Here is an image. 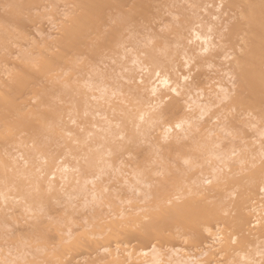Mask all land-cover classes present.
<instances>
[{
    "label": "rangeland",
    "instance_id": "1",
    "mask_svg": "<svg viewBox=\"0 0 264 264\" xmlns=\"http://www.w3.org/2000/svg\"><path fill=\"white\" fill-rule=\"evenodd\" d=\"M61 1L63 2L64 0ZM229 1L157 0V3L154 2L153 4L155 11H153L154 9L152 11L148 9L147 17L137 22L138 25L136 23H133L134 25L132 24V26L131 24H127L126 26L128 27L124 25L123 31L121 30L122 33H119L123 35L120 36L122 39L118 38L121 40L118 45L119 47L122 45V50L118 47L120 51L117 45L115 46L120 53L115 52H118L116 48H106L104 45L103 47L106 49L103 47V50L101 48L98 49V53L96 52L98 56L94 53L97 57L94 56L95 59L91 57L93 60L87 58L91 53H88L89 55L86 53L88 56L80 53L81 57L78 55L79 58L75 59H77V62L79 60L76 64L81 68H76L78 67L76 64H74L76 67L71 65L75 67L76 70H74V68L71 69L66 63H64L65 67L68 66L70 67L69 69H64V66V68L59 67L60 70L58 71L63 70L65 76L67 74V78L69 76L73 80L69 81L70 84L72 82L73 85L76 81L77 86L78 84L79 86L81 85L80 89L83 87L82 90L77 89V93H75L76 90H74L73 86L76 84L73 86L69 84L72 88L68 86L69 90H67L60 83H49L52 86H49L45 82L42 83V85L45 84L44 86L47 85L46 87L54 88L53 85L58 84L60 85L58 87L61 89H66H62L64 92L66 91L65 93H61L59 88L57 89L60 91L57 89L53 90L54 101L52 104L56 102L57 104H55L59 106V110L60 107H63L61 110L65 112L63 114L60 112L62 116H65L63 123L67 119L71 120L68 124L61 127L63 129L65 127L66 130L64 129L65 131L63 132L62 129L61 131L63 133L66 132L64 135L67 139L65 138L64 140L62 138V140L60 137L62 141L57 142L60 140L57 138L58 140H55L56 143L55 141L54 143H49L51 140H48L44 144L46 145V148L43 147L44 150L47 149L49 151L44 153L45 156L42 155L46 158L47 155L52 154L51 156H54L53 159L56 158V160H53V166L47 168V170L44 166L46 164L45 158L41 154L40 156L38 153L36 154V151L34 152L35 155L29 151L31 145L33 146L31 140H29V144L26 142V146H22V150H20L21 146L19 150L17 148L19 145L24 144L21 142L26 138L21 139L22 141H20L18 146L16 143V146L14 144L13 146H7L9 153L15 154L13 158H17L16 160L20 164L19 170H23L21 166L28 163V160L31 161L37 158L34 160L36 167L34 165L33 170L30 172L34 171V173H37L38 171L52 185L51 187L44 185L47 188L49 187L48 190L44 188L47 195L43 193L44 189L42 191L39 190L48 200H44L47 203H41L44 206V211L41 209L40 212L35 210V207L34 210L31 208L33 206L32 201L39 199V196H41L39 191L37 196L38 192L32 189L36 193L32 192L30 195L35 194L34 196L37 198L33 197L34 199H29L32 204V206L30 205V209L28 208L30 202L27 200L28 196L24 194V191L22 192L21 190L19 193V190H16L18 192L16 194L13 191L14 195L10 193L12 191H8L9 194L7 193L6 198L8 202L4 200L7 204L2 206L0 204V264H46V261L49 262L47 264H56V259L51 256L57 250L62 255L64 248L62 246H65V244L67 246L72 241V246L75 245V247H71V251L68 250L71 253L64 249V252L67 251V253L65 252V256L67 257L63 253L62 264H141L152 260V256L150 255L152 252L156 253L155 258L158 260L153 264H175L173 261L176 257L172 255L173 251L177 252L180 259L186 257L192 258V264H264V227L262 230L260 229L264 226V190L261 189L264 188V109L262 111L263 114H261L258 112V109L255 112L253 111L255 109H251L250 112L248 110L245 112L241 109V112H239L240 108H234L236 105L232 107L233 98L235 92H237L234 73L235 64L238 57H241V50L243 51L242 46L244 42L242 41V35L244 34L243 30L239 29L240 32L238 30L235 32L236 34L233 31L235 37L233 35L231 37L230 35L231 30H233L232 27L235 28L237 22H239L238 14L240 13V8L236 4L237 8L233 6L234 3L231 5ZM62 2H58L59 4L55 6V9H57H54V11H57L54 13L56 14L55 17H43L44 20L40 19V22L33 20V25L28 23L29 27L27 24V26L25 25L26 29L24 28V30L27 36H29L27 40L16 43L18 46L15 45L14 48L12 46L13 50L10 51L14 53H10V57L12 55V57H17V55H20L17 52L21 51L27 53L26 50L30 51L29 49L31 48L32 53H35L37 46L41 44L45 45L47 43V46L52 42L51 46H53L54 40H58L59 38L58 29L60 23L66 19L72 9L71 2L73 0ZM44 5L46 4L44 3ZM44 8L46 12L47 8L51 10L50 7H43L41 9L44 10ZM45 11L40 14H44L43 16H45ZM48 13L51 14V11H48ZM49 14L46 16H49ZM179 34L183 35V37H180ZM195 34L206 37L209 44L206 49L201 41L194 38ZM117 41L114 43L116 44ZM114 43L112 42L110 45ZM32 46L36 47V50ZM107 47L110 46L108 45ZM112 50L113 52H111ZM152 51L156 52L154 54L155 59L152 60L153 62L151 61V58L154 56ZM151 52L152 54L150 55ZM149 55L150 57H148ZM15 59L12 58L14 63ZM86 60H90L89 65H83V63H87ZM7 63H9L8 68L14 65L11 60ZM10 63L13 64L10 65ZM4 65L7 67L6 63ZM65 70H69L71 73ZM73 70L75 74L72 72ZM57 73L60 74V72ZM159 75H166L171 81L170 85H176L175 91L161 89L157 95H152L148 93V89H144L155 84L156 78ZM47 89L49 88L45 90ZM48 93L50 94V92ZM29 96L32 97V95H28V101L31 100ZM83 97L85 99L86 97L88 98L87 102L84 101L87 103V109L83 106L85 103L83 105L80 104L79 98L85 100ZM59 98H63V102ZM68 98H72L71 101ZM27 100V104L31 103L27 102ZM56 100L60 102L58 101V103ZM32 101L36 102L34 99ZM35 102H32V105H35ZM56 105L53 107L55 108ZM80 107L82 110H80ZM135 110H137V113L139 111L137 115L140 114V110L145 111L144 113L143 111L141 112L143 115H139L138 119V116L135 115ZM62 116L61 121L63 120ZM124 116H126L125 120L127 122L124 120ZM177 125H180V127H177ZM164 126L165 128L171 126L168 134H165ZM63 133L62 137H65ZM18 137L20 138V136ZM21 137L24 136L21 135ZM47 144H50L49 146L53 144L57 145H53V147H49L50 149H48ZM199 144L202 145L199 146ZM208 145L211 146L209 147ZM27 147L29 148L27 154L31 153L30 155L35 158L32 159L31 156L26 155L30 158L28 159L24 156L25 153L22 152V154L20 152H26ZM201 149L204 150L201 152ZM89 151L99 153V158L96 156L97 154H95L97 160L93 156H88V154H91ZM40 153H43V151ZM87 157H90L91 160H88ZM92 159L95 161H92ZM183 160H186L187 164L184 162V165ZM89 162L92 165H86ZM37 163L41 164L39 166L45 163L42 166L45 171L42 167L40 169ZM94 163L98 164V168H96L97 164L94 165ZM28 165L24 166L26 171L28 170ZM89 165L91 166L88 168ZM187 166L190 167L187 169ZM170 168L173 173L170 171ZM189 168L191 169L189 170ZM19 170H16L19 172V174L16 173V177L20 178L22 176L24 178V173L21 175ZM257 171H260L258 173L261 177H259L263 178V180L259 178L262 183L257 181V191H254L256 195H251V200L249 197L248 202L246 201L247 203L242 200L244 207L246 206L245 209L243 205L238 204L240 201L237 199L240 193L245 198L244 192L241 191L247 188L238 192L241 189L238 187H243L242 185L248 183V179L250 181L248 177L251 174L249 173H256ZM187 175L190 177H187ZM241 177L243 179H240ZM23 178L21 179L25 180ZM193 178L198 179V181ZM172 179L175 181L173 182L175 186L172 183ZM177 179H180L182 183H179ZM259 179L257 178L256 180ZM241 180L245 181L242 183ZM194 181L197 185L193 184ZM229 182H234L236 186L233 185L238 188V191L232 184L228 186L227 183ZM25 183L27 182L25 181ZM213 185H216V188ZM246 185L248 187L249 183ZM188 187L190 188V193ZM225 187L232 189L225 191L224 189L227 190ZM166 190L169 194L167 192L164 193ZM214 190H218V193ZM184 191H187L186 193H189V195ZM163 193V198L165 199L161 198ZM178 193L181 194L183 199L188 198L193 193H200V197L206 196L209 198L206 200L208 203L209 200L212 203L216 201L219 205L221 204V210L218 215L222 217L217 216L208 221L206 227H209L210 230L208 229V233L204 232L206 227H202L203 229L198 231L199 236H197L198 234L193 235L196 231L191 232L190 229L179 227V225L176 228H170L171 224L177 225L172 223V218L175 215L170 213L173 210L171 209L172 202L176 203L178 201L177 204H180L183 200L179 198L180 194ZM184 194L186 197L183 196ZM21 195L27 197L24 199ZM167 196L173 197L172 200ZM241 197L242 195H240ZM155 198L157 200L162 199V201H159V205L163 207V210L158 212V215L161 216H156L160 219H157L166 220V214H168V218L172 216L169 220H166L168 222L171 220V224L170 226L168 225L167 230L161 227L159 230H150L152 229L149 227L152 222V209L155 206L152 208L149 205L152 204L150 201L156 200ZM218 200L221 203L217 202ZM36 201L40 202V200ZM235 203L241 208L236 206ZM248 204L249 206L255 204V208L258 204V208H256L257 212L255 211V213L251 210ZM157 208L155 207V209ZM236 209H238L237 213L240 211L239 214L236 213L238 219L240 214L243 216L247 214L245 218L247 220L246 225L248 223L247 226L235 228V223L237 222L232 224V218L235 215ZM36 211L40 215L37 218ZM155 211L157 212L159 209ZM149 212L151 213L149 214ZM236 217H234L235 220ZM165 220L162 221L164 224L166 223ZM57 223H60L63 227ZM164 224L163 227L166 228V224ZM210 225H212V229ZM47 226H50V228ZM55 226L58 228H55ZM95 226H99V228ZM92 227L93 230H90ZM43 229H45L44 232H47L45 234L49 235L47 236L49 238L47 241L49 245L47 243L43 245L42 243L44 242L40 239ZM98 229L101 230L97 231ZM112 229L113 231H118L119 235L117 236L119 237H117L115 242L113 239L106 241L107 232L110 234ZM51 230H57V233H52ZM143 231L147 233L156 231L155 235L160 233L161 236L154 237L151 233L149 235L147 233L142 234ZM60 232H64V235ZM89 232H92L94 237ZM94 232L99 233V235ZM103 232L104 235L99 237ZM82 233H85L84 235L86 236ZM45 234L44 237H46ZM81 234L86 238L81 237ZM96 236L99 237V241L96 240ZM76 237L78 240L75 241ZM62 238H65V241ZM93 238H96L95 241ZM85 240L87 242L92 241V243L88 242L87 245L84 242ZM100 240H103V242L101 241V243ZM36 241L38 242V246L42 242L41 246H44L42 247L43 249L40 246L39 249L37 246L39 251L35 250L36 247L34 245H37L35 244L37 243ZM74 241H78L77 244L80 247ZM96 241L99 242H97L98 245H94ZM117 242H120V244ZM239 242L241 243V248ZM100 243L105 244L103 246L99 245ZM57 246L61 247L57 249ZM124 248L131 251V253L133 252L137 260H131L129 263L125 261ZM42 250L45 253L47 252L46 254L49 253V255L43 254ZM141 250H145L147 254L139 252ZM77 251L79 252L77 253ZM109 252L117 253L118 256L112 257ZM34 253L38 255L35 256ZM120 254H122L123 258H121ZM48 256L49 258H47Z\"/></svg>",
    "mask_w": 264,
    "mask_h": 264
},
{
    "label": "bare ground",
    "instance_id": "2",
    "mask_svg": "<svg viewBox=\"0 0 264 264\" xmlns=\"http://www.w3.org/2000/svg\"><path fill=\"white\" fill-rule=\"evenodd\" d=\"M58 2L61 3L62 1L61 0H0V201H1L0 204H1V206L4 205V204H7V203L4 202V200H7V202H8V199H6L7 198V195L9 194L8 191L9 192L12 191V192H10L11 194H13V191H15L14 193L16 194L18 192L20 193V191L22 190V192L24 191V194H26L28 196V197L26 196L27 197V200H29V199H31L33 197H35V199L37 198L36 196H34L35 194L34 195H30V194H32L33 190H35L36 192H38L39 190L42 191L44 188H47L45 186L51 187V185H52L51 182L48 181L47 179L43 178L41 176V174L38 173V171H37V173L36 172L34 173V171L33 172H30V171L33 170L32 168L34 167V165L36 167V162L34 160H36L37 158L32 157V155H30L31 153H29V155L27 154L28 153V150H29L28 147H27V149L25 148L26 149V152L25 151H20L21 153L22 152L25 153L24 156L27 157V158H28V156L29 157L31 156L32 159L35 158L34 160H31V161L28 160V163H25V164L23 163L24 166L26 164L27 165L29 164L27 166L28 168L26 167L28 169L27 171L25 170V167L23 165L21 166V168H23V170L22 169H21L22 171L19 170L20 169V164H18V162L16 160L17 158L16 159H15V157L13 158V156L15 154L13 155L11 153L12 154V156H11V154L8 151V147H9V145H12V146H13V144L15 145V143L18 146V144H20V141H22L23 138H26V139H24L23 142H21V143H24V144L19 145L18 148H17V150H19L20 146H21V149L20 150H22V146L23 145L26 146L25 143L28 142V144H29L30 143L29 140H31V142H33L31 144H33V146L31 145L32 148L29 146L30 147V150L29 151H31L33 153L36 151L35 152L36 154L38 153L39 156H40V154H41V156H43L44 153H47L49 151L47 149L44 150V148H43V147L46 146L44 144H46L48 142V140H51V141H49V143H54V141L55 140L57 141L58 139H60V137H61V139L64 138V140H65L66 136L64 134L66 132L65 133H63V132L66 129L64 127V129H65L64 130L61 127L62 126H65L66 124H68L71 120L69 121L67 119L68 122L66 120L67 123L66 122L63 123V121L65 119V116L64 115L62 116V114L65 111H62L61 110L63 107H60V110H61L60 111L59 110V106L56 105L57 104L56 102H54V104H52L53 101H54V96H53L54 93H53V90H56L57 88H59L61 90V93H65L66 91L64 92L62 89L67 88V90H69V88H72L71 86H69V84H70L69 81L72 80V79H70L69 76L67 78V74L65 76V72L62 69L61 70L64 73L62 71H58V70H60L59 67L60 68H62L63 66L65 67V64L64 63H66V65L70 66L71 69L74 68V70H76L75 69L76 66L74 64H76L77 59H75V58L81 57V54L82 53L83 54H86V53L87 54L88 53L90 54L91 53L93 56L91 54H90L91 56L88 54L89 57H87V58L93 60L91 57L94 58L95 54L98 56L97 50L100 49V48L102 49V47L104 45H105L106 48H112V49H115L116 48L115 46L117 45V48H118L119 47L118 44H120V42H121V40H119V39H122V37H120V36H123V35H120L119 33L120 32L122 33V31L124 29L123 28L124 25L126 26L127 24L128 25L131 24V26H132L133 23H136L137 24V22H139L141 20H144L147 17V10L148 9L151 10V11L154 9L153 11H155V8H154V5L153 4H154V2L157 3V0H155V1L154 0H73V2H71V5H72L71 11L68 13L66 19L60 23V26H59V29H58V33H59L58 36H59V38L57 37L58 40L56 39V40H54L55 43L53 42L55 45L53 44V46H51L52 45V42H51V44L50 45H47V46H46L47 43L45 45H43V44L40 45L39 44L40 46H37V48L34 47V46H32V47H34V49L35 48L37 50L39 49L38 51L35 49L36 50L35 53H32L33 52V51H31L32 48L29 49L30 51H27L26 50L27 53H25V51H23V52L21 51L19 53L17 52V54H20V55H17V57L16 56L12 57L13 55L11 56L14 59L16 58L15 59V63H14V60H12V58L10 57L11 51L13 50V48L15 47V45L18 46V44H16V43H19L20 41L22 42L24 40H27V38L29 36V35L27 36L26 31L24 30V28L26 29L25 25L27 24L28 27H29V24L33 25L35 20H36V22H40L39 20L40 19L42 20L43 17H45V18L46 17H55L56 14H54V13H56L57 11H54V9L56 8L55 6L57 4H59ZM229 2L231 3V5L234 3L233 6H235V4H236L240 8L239 9V12L240 13L238 12L239 13L238 14L239 22H237V24L235 23L236 24V26H235L236 29L234 27H232L233 30H231L230 35H231V37H232V35L234 36V33L237 32L239 29L241 31L243 30V34H244V35H242L243 36L242 41L244 42V45L242 46L243 51L241 50V54H240L241 57L240 58L238 57V59L236 58L237 59L236 60V64H235L236 67H235V72H234L235 73V84H236L235 86L237 87V89H236L237 92H235V96H234L235 99L233 98V101L234 102L232 103L233 105L232 104L231 105H232V107L236 105L237 108L234 107L235 109H239L240 108L239 109V112H241V109H242V111H245V112L247 110L250 112L251 109H255V110H253L255 112V111H257L256 109H258V112H260L261 114H263L264 112L262 113V111L264 109V0H230ZM44 3L46 5H44ZM47 3H48V6H47ZM43 7H46V8L47 7H50L51 10H49V8H47L48 10L46 12L45 11L46 10L45 8H44V10L41 9ZM151 7H153V8L150 9ZM55 10H57V9H55ZM43 11H45V16H43L44 14L41 15ZM48 11L49 12L51 11V14L52 15L49 14ZM47 14H49V16H46ZM53 14H54V16H53ZM148 14H150V13L148 12ZM40 16H41V18H40ZM126 27H128V26H126ZM126 27H125V29H126ZM240 30H239V32H240ZM233 31H234V33H233ZM180 37H183V35L182 36L180 35ZM194 38L195 39H198L199 41H201L204 44V48L205 49L209 46L208 40L206 39V37H204V36L202 37L199 34H195L194 35ZM117 39H118V41H117ZM115 41H117V42L120 41V42L119 43L116 42V44H115L114 43ZM109 42L110 43L113 42L114 44L113 45L112 44L110 45ZM108 45L110 47H107ZM12 46H13V48H12ZM42 46H46V47H44V48H38V47H42ZM97 46H98V48H97ZM99 46H101V47H99ZM121 46L119 48H121ZM105 47H103V48H105ZM119 50H118V52L117 51H115V52L116 53H120ZM121 50H122V48H121ZM104 51H106V50H104ZM153 51H155V50L153 49ZM111 52H113V50ZM152 52L150 53V55L152 54ZM12 53H14V52H12ZM155 53L153 52V55ZM87 54H86V56H88ZM78 55H80V56L78 57ZM150 55L148 57H150ZM97 56H95V57H97ZM9 59L11 60V62L14 63V65H12L13 63L12 64L10 63V65H12V66H10V68H8L9 63H7V62L10 61ZM154 59H155V55L153 56V58H151V61L154 60ZM89 61L90 60L87 61L88 64L87 63H83V65L84 64L89 65L90 64ZM78 62H79V60H78ZM5 63L7 64V67H5V65H4ZM158 64H159V62H158ZM71 65L72 66L74 65L75 67H72ZM76 65L78 66V64H76ZM68 66H66L65 68L63 67V68L64 69H69L70 67H68ZM79 67L80 66H78L76 68H79ZM74 70L72 72H74V74H75V71ZM65 71H69V70H65ZM83 71H84V69H83ZM57 72H60V74H58ZM68 73H71V72L69 71ZM72 77H75V76H72ZM76 77H78V76H76ZM74 81H75V79H74ZM165 81H166V83H165ZM44 82L46 84L48 83V85H49V83H52V84H55V83H58L59 84L60 83V84L63 85L62 87H65V88H62L61 89L60 87H58V86H60L58 84H56L55 86L53 85L54 88L49 87V86H52V84H50L48 87H46L47 85L46 86H44L45 84L42 85V83H44ZM75 82L73 83V85L76 84L75 86L77 88L72 85V82H71L70 85H72L74 87V90H76L75 93H77V89H80V86L81 85L79 86V84H78V86H77V82L76 83ZM170 82H171L170 79L166 75L165 76L164 75L163 76H160L159 75L156 78L155 84L150 85L148 88L145 87L144 89L145 90L148 89L147 90L148 93L149 94H152V95H157L160 92L161 89H166L168 91H173L174 89H176V85H170ZM68 86H69V88H68ZM46 88H49V89H47L48 91L45 90ZM50 89H52V90H50ZM82 89H83V87H82ZM82 89H80V90H82ZM60 90H58V91H60ZM48 92H50V94ZM55 93H56V91H55ZM28 95H32V97L29 96V98L31 97V100H29V101L27 100L28 99L27 98ZM50 95H52V97H50ZM66 97H68V96H66ZM99 97H100V95H99ZM97 98H98V96H97ZM32 99L36 100V102L35 101H32ZM57 99H58V97H57ZM62 99H60V100L63 102ZM71 99L68 98V100H70V101H71ZM26 100H27V102H31V103H28L27 104L26 103ZM79 100L81 101L80 104L83 105L85 103L84 101L88 100V98L86 97L85 100H83V99L81 100L79 98ZM56 101L58 102L59 100H56ZM82 101H83V103H82ZM32 102L33 103L35 102L36 104L35 105H32ZM73 102H75V101H73ZM85 104L83 106H85V109H87L86 108L87 107V103H85ZM88 104H89V102H88ZM54 105L58 106L57 107L58 109L56 108V106H55V108H56L55 109L53 107ZM73 105H75V104H73ZM76 105L78 106V104H76ZM82 105H80V106L82 107ZM81 107H80V110H82ZM234 108H231V109H234ZM243 109H245V110H243ZM72 110H70V111H72ZM88 110H86V111H88ZM137 110H135L134 112H136ZM86 111H84V112L86 113ZM142 111L144 113L145 110H140V114L139 115H141V114L143 115V113H141ZM235 111H238V110H235ZM74 113H75V111H74ZM138 113H139V111H138ZM138 113L136 112L135 115L138 116V119H139V115H137ZM91 114H93V113H91ZM89 115H90V113H89ZM128 115H129V113H128ZM258 115H259V113H258ZM61 116H62V119H63L62 121H61ZM69 116H70V114H69ZM91 116H93V115H91ZM125 117L126 116H124V120H125ZM67 118H69V117H67ZM125 121L127 122V120H125ZM60 123H61V125H60ZM122 124H124V123H122ZM168 125H170V124H168ZM179 127H180V125H179ZM127 128H128V126H127ZM164 128H165V126H164ZM170 129H171V126H167L165 128V130H164L165 134H168V132L170 131ZM61 132L63 133V136H65V137H62V133ZM21 135L24 136V137H21ZM18 136H20V138ZM28 137H30V138L27 139ZM61 139L58 140L57 142L63 140V139L62 140ZM52 140H53V142H52ZM56 141H55V143H56ZM205 144L207 145V143H205ZM49 145L50 144H47L48 149H50L49 147H53V145L56 146L57 144L56 145L53 144L52 146H49ZM200 145H202V144H199V146ZM204 146H203V148H204ZM10 148H12V147L10 146ZM42 148H43V150H42ZM195 148H197V147H195ZM207 149H209V148H207ZM12 150H14V149H12ZM202 150H204V149H201V152H202ZM42 151H43V153H40ZM10 152H12V151H10ZM89 152H91V151H89ZM205 152H207V151H205ZM35 153L33 155H35ZM95 154H97L96 156H98V158H99V155H98L99 153H95L94 151L91 152V154H88V156H93V157L96 158ZM26 155H28V156H26ZM49 155H47L46 158L44 157L45 155L43 156L45 158L44 160H46V162H45L46 164L43 163V165L45 164L44 166H45L46 170L49 167L51 168L53 166V160L54 159L56 160V158L53 159L54 156H51L52 154H49ZM36 157H37V155H36ZM40 158L42 159V157H40ZM28 159H30V158H28ZM87 159L88 160L89 159L91 160L90 157H87ZM93 159H92V161H95ZM96 160H97V158H96ZM92 161H90V162L93 163ZM90 162L87 163L86 165L91 164ZM184 162L187 164V161L186 160L185 161L183 160V164H184ZM190 163H192V162H190ZM37 164L39 166L40 163H37ZM95 164H97V163H94V165ZM18 165H19V167H18ZM91 165H89L88 168ZM194 165H195V162H194ZM42 166H39V168L41 169ZM188 167H190V166H187V169H188ZM39 168H38V170H39ZM42 168L44 169V167H42ZM86 168H87V166H86ZM96 168H98V164H97V167ZM192 168H193V166H192ZM43 169H42V171H43ZM187 169H186V171H187ZM190 169L191 168H189V170ZM16 170H19L21 175H22V173H24V178L22 176H20V175H19L20 178H18V176L16 177V173L19 174V172L16 171ZM35 170H37V169H35ZM44 171H45V169H44ZM170 171H171V168H170ZM258 172H260V171H257L256 173L255 172L249 173V174H251V176L248 177V178H250V181H249V179L247 181L249 183L248 187H246L247 186L246 184H248V183H246L245 185H242L243 187H238V188H241V189H239V191H238V188L235 187L236 186L235 185L236 184L235 181H234L235 184H234V182L231 183L232 180H231V182L227 183L228 186H230V184H232V185L234 184L235 186L234 185L233 186H234V188L238 192H240L244 188H247V189H245L246 190V193H245V190L244 191H241V192H244L245 198L243 197V194L242 193H240V195H242V197L240 198V195L238 193L239 198L237 200L240 201V202L239 203L237 202V203L239 205L240 204L243 205V203L248 200V197L250 199V196L251 195H256V193L254 191H257V183H258L257 181L261 182L260 179L263 180V178H260L261 176L259 175ZM177 173H179V172H177ZM188 174H189V171H188ZM187 177H190V176L187 175ZM21 178H23L25 180H22ZM257 178L258 179L260 178V179L259 180H256ZM180 179H181V177H180ZM180 179L179 180L177 179L179 181V183L181 182ZM240 179H243V178L241 177ZM194 180L198 181V179H194ZM25 181L27 183H25ZM170 181H171V179H170ZM186 181H187V179H186ZM243 181H245V180H243ZM243 181H242V183H243ZM173 182H175V181H173V179H172V183ZM43 183H45V184H43ZM194 183L196 184L195 181L193 182V184ZM173 184L175 186V183H173ZM186 184H188V183H186ZM219 184L221 185V183H219ZM222 184H224V183H222ZM237 184H238V182H237ZM255 184H256V186H255ZM40 185H42V186L40 187ZM172 185H170V186L173 187ZM220 185H219V187H220ZM213 186L215 187L216 185H213ZM233 186H231V187H233ZM49 187L47 188V190L49 189ZM178 188L180 189V187H178ZM225 188H227V187H225ZM188 189H189V193H190V188L188 187ZM222 189H223V187H222ZM229 189L231 190L232 188L228 187L227 190L226 189H224V190L225 191H228ZM261 189L264 190V188H261ZM16 190H19V191L16 192ZM45 190L46 189L43 190V193L45 195H47ZM193 190L196 191V189H194V188H193ZM218 190L217 191L214 190V191L216 193H218ZM35 191L33 193H36ZM170 191H172V190H170ZM39 192L37 193V196H38ZM166 192H167V190L164 193H166ZM164 193H163V196L161 197L162 199H165V198H163L164 197ZM189 193H186V194L189 195ZM196 193L195 194L193 193L188 198H185L186 200L181 197V194L180 193H178V194H180L179 198H181V200L183 199L185 201L182 200V203L180 202V204H177L178 201H176V203L172 202L173 205H172L171 209H173V210L171 212L168 211V212H170L172 214H175L174 217L172 218V223H175L177 225H172L170 223L171 220L169 222L166 221L167 219L169 220L170 217H172V216H170L168 218V214H166L164 212V214H166V216H167L165 218H167V219L166 220L164 218H161V219H164L166 223L168 222L167 224L165 223L166 224V228L163 227L164 222H162V221H164V220H158V219H160L158 217L161 216V215H158V212H161L163 210V207L161 205H159V203H160L159 201H162V199L161 200H159V199L157 200V198H155L158 202L156 200L155 201L154 200L150 201L152 204L149 205V206H151L152 208L154 206L156 208L157 207L158 208L155 209V207H154L152 209L153 210V215L151 217L152 218V222H151L152 224L150 223V225H149V227H151L152 229H150L148 227L147 228L150 229V230H159L160 227H161V228L167 230V227H168V225L170 226V224H171L170 228L171 227L176 228V226L179 225V227H182V228L184 227V228L190 229L191 232L192 231L193 232L196 231L195 233H193V235L194 234L197 235L199 233L198 231H200L201 229H203L204 226L205 227L207 226L206 223H208V221H210L214 217L221 216V215H218L220 213L219 211L221 210V208H220V205L221 204L219 205L218 203H216V201L215 202L213 201L214 203H212L210 200H209V203H208L206 200H208L209 198H207L206 196L205 197L204 196L203 197H200V195H199L200 193L199 194H196ZM252 193H255V194H252ZM167 194H169V192H167ZM40 195L41 196H39V199H36V200H40V202H38L36 200L35 201H32L33 206L31 204V200L32 199L29 200V202H30V204L28 206L29 209L32 206L31 208H33V210H34V207H35V210H37L39 212L41 211V209H42V211H44V208H43L44 206L41 203L42 202L43 203H47L46 201H48V200L45 198L46 196L42 195V193ZM21 196L23 197V195H21ZM30 196H32V197H30ZM183 196H185V194ZM26 197L24 195L23 198L25 199ZM168 198H171V197H168ZM172 198H171V200H172ZM256 198H258V197L256 196ZM45 199H46V201L44 202ZM41 200H43V201H41ZM252 200H254V199H252ZM34 202H35V204H34ZM37 202H38V206H37ZM153 202L154 203H158V204H154ZM217 202L221 203L220 200H218ZM259 202H257V203H259ZM163 203H161V204H163ZM39 205L42 208H40ZM251 205L249 206V204H248V207L255 212L256 211V208H258L257 207L258 204H257L256 208L254 207L255 204H253L252 206ZM149 206H148V208H150ZM167 206H168V204H167ZM236 206H238V205L236 204ZM238 207H240V206H238ZM243 208L246 209V206L244 207V205H243ZM29 209H27V210H29ZM158 209H159V211L156 212L155 210H158ZM152 210H150V211L152 212ZM37 211H36V214H37L36 215V218L38 216H40V215H38ZM237 211H238V209H236L234 217H236ZM151 212H149V214ZM239 213H240V211H239ZM239 213H237V214H239ZM247 213H248V210H247ZM246 215L244 214V216H245L244 217L243 215L240 214L239 219L236 217V220L237 221L234 219V217L232 218V221H233L232 224H234L235 222H237V223H235L236 224L235 228L236 227L237 228L238 227L240 228L241 226L246 225V221H247V220H245ZM248 215H249V213H248ZM156 216H158V217H156ZM35 220H37V219H35ZM230 220H231V218H230ZM248 220H249V218H248ZM39 223H40V220H39ZM140 223H142V222H140ZM52 225H50V226H52ZM58 225H60V223ZM247 225H248V223H247ZM50 226H47V227L50 228ZM211 226L212 225H210V227ZM37 227H38V225H37ZM61 227H63V226H61ZM95 227H98L99 228V226H95ZM263 227L264 226H262L260 229L262 230ZM55 228H58V227L55 226ZM137 228H139V227H137ZM145 229H146V227H145ZM205 229L206 230H204V232L206 231L207 233L210 230L209 227L208 228L206 227ZM211 229H212V227H211ZM90 230H93V227L90 228ZM100 230L98 229L97 231H100ZM168 230H171V229H168ZM44 231H45V229H43V232ZM51 231H52V233H54L57 230H55V231L51 230ZM62 231H63V229H62ZM137 231H139V230H137ZM140 231H141V228H140ZM43 232H41L42 236H41L40 239L43 240L44 243H42L41 241L40 242L43 245H45L47 243L48 239H49V238H47V236H49V235H46L45 233H47V232H44V234L46 236V237H44ZM117 232L118 231H115V230L113 231V229H112V231H111L110 234H109V232H107V234H108L107 237L104 236V237H106V241L107 240L109 241L110 239H113V241L115 242V240L117 239V237H119V236H117V235H119ZM152 232L150 231L149 233L153 234L154 237L155 236H158V237L161 236L160 233L158 235L157 234L155 235V232L156 231L153 232V233ZM237 232H238V230H237ZM261 232H263V231H261ZM58 233H59V231H58ZM60 233L63 234L64 232L63 233L60 232ZM89 233L91 234L92 232H89ZM94 233H96V232H94ZM146 233L147 232H144V231L142 232V234H146ZM149 233H147V234L149 235ZM82 234H81V237L86 236V235H84L85 233L83 234L84 236ZM96 234L99 235V233H96ZM170 234H172V233H170ZM101 235H104V232L102 234H100L99 237H101ZM92 236L94 237V234ZM197 236H199V234ZM99 237H97V239L96 238H93L94 241H95V239L99 241V239H98ZM72 238H74V237H72ZM84 238H86V237H84ZM62 239H64V241H65V238H62ZM35 240H37V239H35ZM72 240H70V241H72ZM74 240L75 241L78 240L77 237ZM103 240H105V239L103 238ZM103 240H100V242L101 241L103 242ZM75 241H74V243L77 244L78 241L77 242H75ZM98 241H96V243L94 245H98L97 244ZM106 241H104V242H106ZM60 242H61V240H60ZM84 242L86 244L88 242L89 243H92V241H88L87 242L86 240ZM120 242H117V243L120 244ZM41 243H40L39 246H40L41 249H43L42 247H44V246L43 245L41 246ZM62 243H63V241H62ZM101 243L99 245H103L104 246L105 243H103V244H101ZM35 244H37V245H34L36 247L35 248V250H36L37 249V246H38V242L35 243ZM47 244L49 245V242ZM69 244H71V245H69ZM69 244L67 246H66V244H65V246L64 245L62 246V247H64L63 250H62V252L64 253V256H65V252L67 253L68 250H70V251L72 250L71 247H73V246L75 247V245L72 246L73 241L71 243H69ZM240 244L241 243L239 242V246L241 248V245ZM39 246H38V248H39ZM58 247H61V246H57V249H58ZM64 249H66L67 251L64 252ZM77 249H78V247H77ZM78 250H80V249H78ZM118 250H116V251H118ZM42 251L41 252L44 254L45 253L44 250H42ZM70 251H68V252L71 253ZM56 252L51 257L52 258H55L57 263H61L62 264L63 257H64V256H62L63 253L61 255V252H59V251L57 253ZM78 252L79 251H77V253ZM139 252H141L142 254H147L145 250H141ZM36 253H34V255ZM46 253H45V255H49V253L48 254H46ZM123 253H125L124 254L125 255L124 260L125 261H128V263L131 260H135V261L137 260V257L135 256V254L133 252L131 253V251H129L128 249H125V252H123ZM37 255H35V256H37ZM120 255L122 256V254H120ZM150 255L152 256V260L145 261V262H143L141 264H153L154 262L158 261L155 258V255H156L155 252L150 253ZM172 255L176 257V259L173 261L175 264H192L193 263V261H192L193 259L192 258H189V257L181 258L180 259L178 257L177 252H175V251L172 252ZM31 256L33 257V255H31ZM35 256H34V258H35ZM39 256H41V255H39ZM110 256L117 257L118 254L117 253H110ZM65 257H67V256H65ZM47 258H49V256ZM121 258H123V256ZM47 262L48 261H46L45 263L47 264ZM64 263H65V260H64Z\"/></svg>",
    "mask_w": 264,
    "mask_h": 264
},
{
    "label": "snow or ice",
    "instance_id": "3",
    "mask_svg": "<svg viewBox=\"0 0 264 264\" xmlns=\"http://www.w3.org/2000/svg\"><path fill=\"white\" fill-rule=\"evenodd\" d=\"M165 83H166V81H165ZM173 91H175V89ZM177 127H179V125H177Z\"/></svg>",
    "mask_w": 264,
    "mask_h": 264
}]
</instances>
